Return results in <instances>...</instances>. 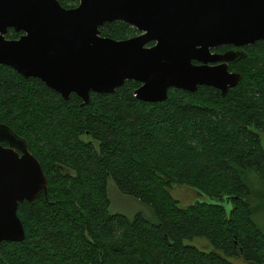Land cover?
<instances>
[{
    "label": "trees",
    "instance_id": "obj_1",
    "mask_svg": "<svg viewBox=\"0 0 264 264\" xmlns=\"http://www.w3.org/2000/svg\"><path fill=\"white\" fill-rule=\"evenodd\" d=\"M100 30L139 34L121 20ZM244 50L230 65L242 79L225 95L170 88L158 102L136 98L140 82L127 80L82 105L0 64V122L27 140L49 183L19 204L26 236L0 242V264H264V40ZM110 177L150 211L111 213ZM177 185L210 199L183 206Z\"/></svg>",
    "mask_w": 264,
    "mask_h": 264
},
{
    "label": "water",
    "instance_id": "obj_2",
    "mask_svg": "<svg viewBox=\"0 0 264 264\" xmlns=\"http://www.w3.org/2000/svg\"><path fill=\"white\" fill-rule=\"evenodd\" d=\"M116 20L139 34L103 36L100 28ZM10 29L23 33L7 38ZM259 40L264 0H80L75 7L0 0V64L41 79L65 100L74 93L82 105L91 92H114L127 80L140 82L134 94L147 102L166 100L170 88L195 92L203 85L225 95L242 79L229 62ZM48 184L27 140L0 122V242L25 239L19 204L47 194Z\"/></svg>",
    "mask_w": 264,
    "mask_h": 264
},
{
    "label": "rangeland",
    "instance_id": "obj_3",
    "mask_svg": "<svg viewBox=\"0 0 264 264\" xmlns=\"http://www.w3.org/2000/svg\"><path fill=\"white\" fill-rule=\"evenodd\" d=\"M171 192L183 206L188 205L197 200L205 201L210 199L208 196L203 195L200 192L187 186L177 185L175 187H172ZM108 195L110 198L109 210L111 213L120 212L132 217L137 211H150V207L140 202L137 198L121 193L111 177L108 180ZM198 239L203 238H197L192 243L206 249H211V246H207L209 245L207 240L204 239L206 246H202L196 242V240Z\"/></svg>",
    "mask_w": 264,
    "mask_h": 264
},
{
    "label": "flooded vegetation",
    "instance_id": "obj_4",
    "mask_svg": "<svg viewBox=\"0 0 264 264\" xmlns=\"http://www.w3.org/2000/svg\"><path fill=\"white\" fill-rule=\"evenodd\" d=\"M219 47H221V48H219ZM219 48V49H218ZM232 48H234V45H223V46H218V47H215V48H212V52H218V53H220V52H224V51H226V50H229V49H232ZM196 63H199L198 61H195ZM232 62H235V61H230L229 62V69H230V65H231V63ZM234 68H232V69H230L231 71H234L233 70ZM215 88V87H214ZM2 144L4 145V146H8V142L7 141H3L2 142Z\"/></svg>",
    "mask_w": 264,
    "mask_h": 264
}]
</instances>
